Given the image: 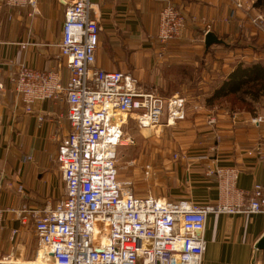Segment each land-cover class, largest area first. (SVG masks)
<instances>
[{
	"label": "crops",
	"instance_id": "crops-1",
	"mask_svg": "<svg viewBox=\"0 0 264 264\" xmlns=\"http://www.w3.org/2000/svg\"><path fill=\"white\" fill-rule=\"evenodd\" d=\"M72 1L39 0L34 16L28 7L0 8V80L5 85L0 103L1 209H45L64 198L65 184L56 156L71 129L68 105L64 100H47L35 103L28 113L12 91L9 77L23 66L54 72L64 86L69 83L70 71L59 44ZM91 1L92 18L100 25L96 66L131 74L141 90L188 99L187 119L170 127L179 138L191 142L184 145L186 149H193L187 150L192 156L188 170H180L181 180L179 169L177 172L178 182L185 183L188 191L183 195L170 188L168 196L218 203L220 182L207 176L209 166L239 170L236 188L240 191L264 187L259 150L264 123L259 127L252 124L253 118H264V95L245 97L247 105L240 106L230 104L229 98L208 102L238 65L264 63V35L252 36L243 29L250 24L247 19L262 13L256 0ZM237 2L244 3L248 15L241 10L235 15ZM169 3L183 11L186 28L182 39L163 46L157 41L160 14ZM208 33L222 43L207 48ZM246 41L257 48L247 49ZM34 237L32 223L24 226L18 213L8 214L0 228V260L31 262ZM263 237L264 214L210 215L203 264H264V250L257 249Z\"/></svg>",
	"mask_w": 264,
	"mask_h": 264
},
{
	"label": "built area",
	"instance_id": "built-area-1",
	"mask_svg": "<svg viewBox=\"0 0 264 264\" xmlns=\"http://www.w3.org/2000/svg\"><path fill=\"white\" fill-rule=\"evenodd\" d=\"M39 3L0 0V8L28 7L34 16ZM235 4L236 9H245L242 2ZM93 9L91 0H73L67 6L59 44L70 71L66 86L54 72L23 66L9 77L12 91L28 113L37 102L66 101L71 129L56 156L64 198L45 209L0 208V228L10 213H18L24 226L32 223L39 250L35 261L22 264H203L209 216L264 214V187L240 191L239 170L209 166L207 176L220 182V201L204 204L140 195L130 180L120 179L119 153L135 146L128 130L177 126L187 119L188 99L141 90L131 74L97 67L100 25L92 18ZM249 22L264 30L262 17ZM185 28L183 11L169 3L160 14L157 41L161 45L178 41ZM4 93L0 80V103ZM263 123L262 117L252 119L255 126ZM260 142L264 167V134ZM142 171L145 178L155 176L151 164ZM41 251L47 256L40 260ZM0 264L21 263L0 260Z\"/></svg>",
	"mask_w": 264,
	"mask_h": 264
},
{
	"label": "rangeland",
	"instance_id": "rangeland-1",
	"mask_svg": "<svg viewBox=\"0 0 264 264\" xmlns=\"http://www.w3.org/2000/svg\"><path fill=\"white\" fill-rule=\"evenodd\" d=\"M236 10L240 11L239 9H235V15ZM241 11H243V13L247 15L249 14L246 12V8L242 9ZM259 11L262 13L257 14V17L247 19L248 22L251 19L259 17H262L264 19V10L261 9ZM243 29L246 30L245 32H247V34L249 35L253 33L254 35L252 36L264 35V30L262 26L257 28L256 25L246 24ZM246 42L247 45L245 47L247 49L257 48L258 46L253 42ZM168 44L163 46H167ZM195 76L197 75L195 74ZM230 100V104H239V106L241 104L239 102L235 103V98H231L229 99V101ZM233 117L236 118L235 116ZM128 131L130 135L135 137V146L123 148L119 153L120 179L123 182H127L130 180L133 183L137 194L140 195L152 194L158 198L161 197L169 199L170 196H168V192L170 188H175L174 190H179L180 192H182L181 194L183 195L187 193L188 190L186 188V184L181 183L180 181L178 182L177 180V172L179 169V180H181L182 171L180 170L183 169V173L188 170L185 168L189 166L188 160L191 161L192 156V154L188 151L193 149L188 150L185 148L184 145L186 143H189L191 145V142H188L185 138H179L177 131L175 129L173 130L172 128H158L145 131H139L136 128H132V130L129 129ZM260 144L261 142H259V146ZM129 162L133 163V165H128ZM146 164L152 165L155 171V176L151 178H145L142 169L143 166H145ZM171 199L172 198H170L169 200ZM172 200L174 201L175 199ZM177 200L180 199L176 198V201ZM34 244L36 246V249L32 261L36 260L37 252L39 250V245L36 237H34Z\"/></svg>",
	"mask_w": 264,
	"mask_h": 264
},
{
	"label": "trees",
	"instance_id": "trees-1",
	"mask_svg": "<svg viewBox=\"0 0 264 264\" xmlns=\"http://www.w3.org/2000/svg\"><path fill=\"white\" fill-rule=\"evenodd\" d=\"M255 6L264 10V0H256ZM263 95L264 63L255 62L250 65H238L227 80L214 90L212 98L208 102L212 103V101L222 98H235V103L247 105L245 97L259 99Z\"/></svg>",
	"mask_w": 264,
	"mask_h": 264
},
{
	"label": "water",
	"instance_id": "water-1",
	"mask_svg": "<svg viewBox=\"0 0 264 264\" xmlns=\"http://www.w3.org/2000/svg\"><path fill=\"white\" fill-rule=\"evenodd\" d=\"M206 39H207L206 40L207 48H210L214 44H221L222 43L217 37L213 36L212 33H208ZM257 249L258 250H264V237L258 243Z\"/></svg>",
	"mask_w": 264,
	"mask_h": 264
},
{
	"label": "bare ground",
	"instance_id": "bare-ground-1",
	"mask_svg": "<svg viewBox=\"0 0 264 264\" xmlns=\"http://www.w3.org/2000/svg\"><path fill=\"white\" fill-rule=\"evenodd\" d=\"M46 256H47V255H45L43 251H41V252L39 253V259H40V260L46 258Z\"/></svg>",
	"mask_w": 264,
	"mask_h": 264
}]
</instances>
